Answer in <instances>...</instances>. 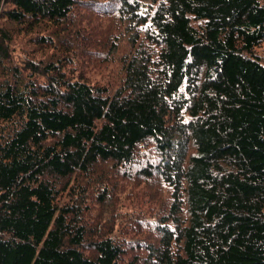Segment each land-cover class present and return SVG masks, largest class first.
I'll return each mask as SVG.
<instances>
[{
  "label": "trees",
  "instance_id": "16d2710c",
  "mask_svg": "<svg viewBox=\"0 0 264 264\" xmlns=\"http://www.w3.org/2000/svg\"><path fill=\"white\" fill-rule=\"evenodd\" d=\"M120 2L133 49L114 92L56 57L14 66L0 35V264H125L59 206V182L132 167L147 141L172 201L141 264H264V0ZM8 3L12 22L57 29L77 0Z\"/></svg>",
  "mask_w": 264,
  "mask_h": 264
},
{
  "label": "rangeland",
  "instance_id": "374dc122",
  "mask_svg": "<svg viewBox=\"0 0 264 264\" xmlns=\"http://www.w3.org/2000/svg\"><path fill=\"white\" fill-rule=\"evenodd\" d=\"M120 3L77 0L64 28L56 29L49 23L32 27L12 22L6 15L12 5L2 0L0 35L7 31L12 39L9 63L24 68L30 61L40 64L56 57L69 77L114 92L122 83L123 59L133 49L132 32L117 12ZM255 51L264 60V42ZM160 157L156 145L147 141L132 167L101 163L92 177L78 174L59 182V206L79 208L91 235L111 236L119 242L125 248V264L144 262L148 245L158 243L161 218L168 215L172 188L158 174L145 173Z\"/></svg>",
  "mask_w": 264,
  "mask_h": 264
},
{
  "label": "flooded vegetation",
  "instance_id": "af4514ba",
  "mask_svg": "<svg viewBox=\"0 0 264 264\" xmlns=\"http://www.w3.org/2000/svg\"><path fill=\"white\" fill-rule=\"evenodd\" d=\"M2 0H0V3H1Z\"/></svg>",
  "mask_w": 264,
  "mask_h": 264
}]
</instances>
